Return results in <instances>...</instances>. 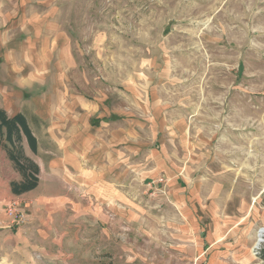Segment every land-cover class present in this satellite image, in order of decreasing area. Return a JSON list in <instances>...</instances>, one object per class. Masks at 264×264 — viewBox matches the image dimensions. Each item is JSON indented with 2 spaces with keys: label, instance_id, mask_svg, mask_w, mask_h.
I'll return each mask as SVG.
<instances>
[{
  "label": "rangeland",
  "instance_id": "374dc122",
  "mask_svg": "<svg viewBox=\"0 0 264 264\" xmlns=\"http://www.w3.org/2000/svg\"><path fill=\"white\" fill-rule=\"evenodd\" d=\"M0 107V264H261L264 0H0Z\"/></svg>",
  "mask_w": 264,
  "mask_h": 264
},
{
  "label": "trees",
  "instance_id": "16d2710c",
  "mask_svg": "<svg viewBox=\"0 0 264 264\" xmlns=\"http://www.w3.org/2000/svg\"><path fill=\"white\" fill-rule=\"evenodd\" d=\"M23 138L26 139L32 152L37 150V140L22 112L9 116L0 107V150L4 152L16 171L20 173V180L10 182L11 191L21 194L36 187L38 183V165L25 153ZM264 203V196L262 198ZM14 226V225H13ZM17 226V225H16ZM257 257L264 264V244L257 251Z\"/></svg>",
  "mask_w": 264,
  "mask_h": 264
},
{
  "label": "built area",
  "instance_id": "2783aa9c",
  "mask_svg": "<svg viewBox=\"0 0 264 264\" xmlns=\"http://www.w3.org/2000/svg\"><path fill=\"white\" fill-rule=\"evenodd\" d=\"M6 209H9V212H8V214H9V216H11V221H12V223H13V225H19V224H21V223H24L25 222V214H24V212H18L17 214H15L16 216H15V218L12 216V210H10L11 209V207H9L8 208V206L6 207ZM7 214V215H8Z\"/></svg>",
  "mask_w": 264,
  "mask_h": 264
},
{
  "label": "crops",
  "instance_id": "0c3cea01",
  "mask_svg": "<svg viewBox=\"0 0 264 264\" xmlns=\"http://www.w3.org/2000/svg\"><path fill=\"white\" fill-rule=\"evenodd\" d=\"M37 152L38 151H36V153L35 154H37ZM0 154L3 156V158H4V149H1L0 150ZM28 155V154H27ZM6 159V158H5ZM7 162L8 163H10L9 162V160H7ZM37 165H38V168H40V166H39V164L36 162V161H34ZM39 177V176H38ZM39 182H40V179L38 178V183H37V185L36 186H38V184H39ZM5 188L9 191V193L11 194V195H13L14 197H16V196H20V195H23L24 193H21V194H14L12 191H11V188H10V181H9V184H8V182H7V184H6V186H5ZM36 188V187H35ZM34 188V189H35ZM32 190V189H31ZM31 190H29V191H31ZM26 192H28V191H26ZM39 201V200H38ZM36 209V208H35Z\"/></svg>",
  "mask_w": 264,
  "mask_h": 264
},
{
  "label": "bare ground",
  "instance_id": "6f19581e",
  "mask_svg": "<svg viewBox=\"0 0 264 264\" xmlns=\"http://www.w3.org/2000/svg\"><path fill=\"white\" fill-rule=\"evenodd\" d=\"M263 234H264V229L262 228V229H260L259 231H258V235H257V240H256V242H257V244H258V242L260 241V238L263 236ZM256 244V243H255ZM256 244V245H257ZM260 244V243H259Z\"/></svg>",
  "mask_w": 264,
  "mask_h": 264
}]
</instances>
